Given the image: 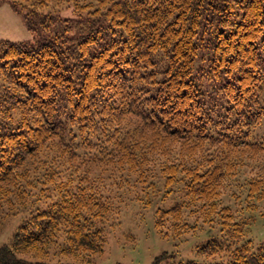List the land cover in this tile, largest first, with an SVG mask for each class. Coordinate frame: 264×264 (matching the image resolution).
I'll list each match as a JSON object with an SVG mask.
<instances>
[{"label": "trees", "instance_id": "obj_1", "mask_svg": "<svg viewBox=\"0 0 264 264\" xmlns=\"http://www.w3.org/2000/svg\"><path fill=\"white\" fill-rule=\"evenodd\" d=\"M8 1L39 39L0 40V207L49 201L0 246V264H76L44 259L50 247L102 251L111 204L94 178L72 187L62 154L124 165L149 188L146 204L183 188L182 200L156 210V225L184 233L193 207L224 238L199 251L229 258L180 264H264V243L246 238L247 217L219 191L241 185L246 204L264 196V169L239 178L245 154L264 152V0H97L89 20L53 13L63 0ZM48 146L57 154L45 158ZM30 162L42 173L27 175Z\"/></svg>", "mask_w": 264, "mask_h": 264}, {"label": "rangeland", "instance_id": "obj_2", "mask_svg": "<svg viewBox=\"0 0 264 264\" xmlns=\"http://www.w3.org/2000/svg\"><path fill=\"white\" fill-rule=\"evenodd\" d=\"M91 1V2H90ZM97 0H63L57 5H53L52 12L61 18L79 19L87 18L90 8L88 4L96 5ZM78 6H80L78 8ZM83 16V17H81ZM93 16H95L93 14ZM76 32H74V35ZM39 35L28 28L23 13L18 12L8 0H0V40L12 42H22L25 44H35ZM259 134L264 136V119L260 124ZM56 145V143L52 142ZM166 144V143H165ZM53 146V145H52ZM52 146L43 147L41 154L43 157H50L57 154ZM178 151V150H177ZM176 151V154H177ZM195 150L193 153H198ZM178 155V154H177ZM244 158L247 163L239 175L240 181L244 174L258 172L264 169V152H249ZM39 157L38 155H36ZM35 159L32 158L31 162ZM61 167L63 177L70 180L72 187L80 182V176L94 178L92 182L94 188L102 193L103 198H107L110 211L103 220L104 243L101 252L90 258L80 257L77 254L58 256L54 255V248L50 247L44 259L49 262L61 261L63 263L76 264H153L158 256L163 255L157 264H180L188 260L197 262H219L228 260L227 254L207 257L199 251L201 244L210 239L218 241L224 240L222 231L217 223H204L197 210L191 211L193 207L184 208V215L187 217L189 228L184 233L174 235L176 231L172 222H166L163 227L156 225V210L158 208H168L183 198V188L176 186L173 191L168 192L165 197L155 196L150 204H146L149 199L145 185L134 181V172L130 173L124 165H119L114 160L83 162L80 159L70 158L62 154ZM154 161H156L154 159ZM29 164V176L35 172L40 174L43 166ZM153 162V161H152ZM60 167V168H61ZM65 170V171H63ZM126 177H131L127 181ZM241 183V182H240ZM161 187V184H160ZM241 185H228L222 183L219 191L224 204H229L233 211L240 212L241 216L247 217L248 225L246 238H250L254 243H264V196L261 200H254L246 204L238 194ZM48 192V191H47ZM53 198L57 193L51 191ZM242 194V193H241ZM48 199L42 196L33 195L25 204L14 203L12 206L4 203L0 207V246L10 243L17 227L22 224L37 207L45 206ZM254 206V208H253ZM33 254L28 253L25 257L32 258Z\"/></svg>", "mask_w": 264, "mask_h": 264}]
</instances>
